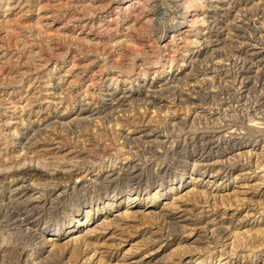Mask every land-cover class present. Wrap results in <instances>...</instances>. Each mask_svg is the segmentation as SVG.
<instances>
[{"label":"rangeland","instance_id":"374dc122","mask_svg":"<svg viewBox=\"0 0 264 264\" xmlns=\"http://www.w3.org/2000/svg\"><path fill=\"white\" fill-rule=\"evenodd\" d=\"M260 1L0 0V264H264Z\"/></svg>","mask_w":264,"mask_h":264},{"label":"bare ground","instance_id":"6f19581e","mask_svg":"<svg viewBox=\"0 0 264 264\" xmlns=\"http://www.w3.org/2000/svg\"><path fill=\"white\" fill-rule=\"evenodd\" d=\"M259 1H260V0H259ZM260 2H261V1H260ZM260 2H259V3H260ZM258 5H259V4H258ZM260 5H261V3H260ZM237 18H238V17H237ZM259 18H260V17H259ZM262 19H263V18H262ZM259 20H260V19H259ZM249 21H250V20H249ZM254 22H255V21H254ZM251 24H252V23H251ZM259 25H260V24H259ZM235 26H236V25H235ZM240 27H241V26H240ZM243 28H244V27H243ZM253 28H254V27H253ZM236 30H237V29H236ZM233 34H234V33H233ZM239 36H240V35H239ZM239 36H237V37H239ZM250 37H251V36H250ZM245 38H246V37H245ZM211 41H212V40H211ZM252 41H253V40H252ZM252 41H251V42H252ZM208 42H209V41H208ZM238 42H239V41H238ZM256 42H257V41H256ZM244 44H245V43H244ZM244 44H243V45H244ZM243 45H242V46H243ZM259 45H260V44H259ZM246 46H247V44H246ZM251 47H252V46H251ZM255 47H256V46H255ZM247 49H248V48H247ZM263 49H264V47H263ZM248 50H249V49H248ZM246 51H247V50H246ZM246 51H245V52H246ZM253 51H254V53L256 52L255 49H253ZM263 51H264V50H263ZM250 53H251V52H250ZM254 53H253V54H254ZM248 54H249V53H248ZM245 55H246V54H245ZM245 55H244V56H245ZM248 57H250V56H248ZM251 57H252V56H251ZM251 57H250V59H251ZM260 57H261V56H260ZM245 58H246V57H245ZM252 58H253V57H252ZM254 58H255V57H254ZM263 58H264V57H263ZM246 59H247V58H246ZM248 59H249V58H248ZM248 59H247V61H248ZM250 59H249V62H250ZM260 59H262V58H260ZM258 60H259V59H257L255 62H257ZM243 61H244V58H243ZM260 62H261V61H260ZM243 64H244V63H243ZM243 64H242V65H243ZM255 64H256V63H255ZM255 64H253V65L256 66ZM263 64H264V63H263ZM245 66H246V64H245ZM248 66H249V65H248ZM260 66H261V65H260ZM250 67H252V66H250ZM247 68H249V67H247ZM247 68H246V69H247ZM253 69H254V68H253ZM259 69H261V68H259ZM220 70H221V69H220ZM213 71H214V70H213ZM225 71H226V70H225ZM241 71H242V69H241ZM257 71H258V70H257ZM259 72H260V71H259ZM220 73H221V72H220ZM257 74H258V73H257ZM259 74H260V73H259ZM254 75H255V74H254ZM245 76H246V75H245ZM241 77H242V76H241ZM250 77H251V76H250ZM254 77H255V76H254ZM256 77H258V76H256ZM259 77H260V75H259ZM242 78H244V77H242ZM259 80H260V79H259ZM247 82H248V81H247ZM193 85H194V83H193ZM242 85H243V84H242ZM261 85H263V84L261 83ZM243 86H244V85H243ZM263 86H264V85H263ZM259 87H260V86H259ZM260 88H261V87H260ZM188 89H189V88H188ZM263 91H264V90H263ZM196 92H197V90H196ZM198 93H199V92H198ZM263 93H264V92H263ZM178 94H179V93H178ZM190 94H191V93H190ZM195 94H196V93H195ZM189 96H190V95H189ZM194 97H196V96H194ZM201 98H202V97H201ZM260 98H261V97H260ZM203 99H204V98H203ZM193 102H194V101H193ZM259 103H260V102H259ZM260 104H261V103H260ZM166 105H167V104H166ZM163 106H164V105H163ZM164 108H165V107H164ZM207 113H208V112H207ZM212 113H213V112H212ZM214 113H215V112H214ZM211 115H212V114H211ZM216 117H217V116H216ZM227 125H228V124H227ZM216 127H217V126H216ZM208 132H209V131H208ZM213 133H214V132H213ZM219 133H220V132H219ZM187 134H188V133H187ZM214 135H215V134H214ZM228 135H229V134H228ZM166 136H167V135H166ZM194 136H195V134H194ZM150 137H151V136H150ZM257 137H258V136H257ZM204 138H205V137H204ZM212 138H213V137H212ZM218 138H219V137H218ZM200 139H201V138H200ZM210 139H211V138H210ZM149 140H150V139H149ZM161 140H162V139H161ZM191 140H192V139H191ZM156 141H157V140H156ZM158 141H159V140H158ZM212 141H213V140H212ZM217 141H218V140H217ZM207 142H208V141H207ZM158 143H159V142H158ZM204 143H205V141H204ZM217 144H218V143H217ZM217 144H216V145H217ZM187 145H188V144H187ZM192 146H193V144H192ZM203 146H204V145H203ZM181 147H182V146H181ZM192 148H193V147H192ZM211 148H212V147H211ZM195 149H196V148H195ZM207 150H209V149H207ZM208 154H209V153H208ZM206 157H207V156H206ZM201 160H202V159H201ZM206 164H207V163H206ZM206 164H205V165H206ZM211 164H212V162H211ZM207 167H208V166H207ZM204 171H205V170H204ZM218 171H219V170H218ZM218 171H217V172H218ZM258 182H259V181H258ZM19 187H21V186H19ZM22 187H23V186H22ZM16 190H17V189H16ZM15 192H16V191H15ZM39 193H40V192H39ZM249 194H250V193H249ZM12 195H13V194H12ZM14 195H15V194H14ZM12 197H13V196H12ZM17 197H18V196H17ZM22 197H23V196H22ZM40 197H41V196H40ZM32 200H33V199H32ZM29 202H30V200H29ZM29 202H28V203H29ZM28 203H27V204H28ZM16 207H17V206H16ZM31 207H32V206H31ZM11 208H12V207H11ZM13 209H15V208H13ZM24 209H25V208H24ZM24 209H23V210H24ZM31 210H32V209H31ZM20 212H22V211H20ZM32 212H33V211H32ZM11 213H12V212H11ZM20 214H22V213H20ZM183 214H184V213H183ZM27 215H29V214H27ZM179 216H180V215H179ZM18 217H19V216H18ZM187 217H188V216H187ZM187 217H184V218H187ZM21 218H22V217H21ZM21 218H20V219H21ZM16 220H19V219H16ZM21 221H22V220H21ZM20 223H21V222H20ZM97 225H98V224H97ZM134 246H135V245H134ZM150 254H151V253H150Z\"/></svg>","mask_w":264,"mask_h":264}]
</instances>
